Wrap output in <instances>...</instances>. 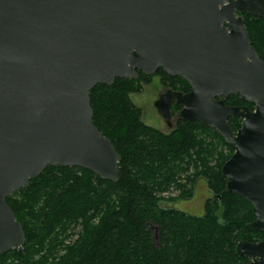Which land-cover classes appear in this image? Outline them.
Segmentation results:
<instances>
[{
	"label": "water",
	"instance_id": "95a60500",
	"mask_svg": "<svg viewBox=\"0 0 264 264\" xmlns=\"http://www.w3.org/2000/svg\"><path fill=\"white\" fill-rule=\"evenodd\" d=\"M246 13L264 18V0H0V256L26 241L7 197L48 166L120 181L121 155L92 121L90 92L138 70L190 84L156 102L160 115L170 120L176 100L182 119L234 145L226 192L253 205L251 225L264 231V59ZM232 94L255 108L227 104ZM237 252L264 264V241H240Z\"/></svg>",
	"mask_w": 264,
	"mask_h": 264
},
{
	"label": "trees",
	"instance_id": "16d2710c",
	"mask_svg": "<svg viewBox=\"0 0 264 264\" xmlns=\"http://www.w3.org/2000/svg\"><path fill=\"white\" fill-rule=\"evenodd\" d=\"M244 21L264 59V18L246 13ZM138 74L90 92L92 121L121 155L120 181L83 167L48 166L6 199L26 241L0 256L1 264H244L238 243L264 241V231L251 225L253 205L226 192L222 167L234 145L198 121L180 119L170 133L146 124L131 93L152 78ZM168 78L182 92L191 89L182 77ZM227 103L255 108L239 94ZM228 123L237 132L242 119L232 115ZM199 178L212 194L204 213L173 206L176 198L165 194L176 188L180 199L192 198Z\"/></svg>",
	"mask_w": 264,
	"mask_h": 264
},
{
	"label": "rangeland",
	"instance_id": "374dc122",
	"mask_svg": "<svg viewBox=\"0 0 264 264\" xmlns=\"http://www.w3.org/2000/svg\"><path fill=\"white\" fill-rule=\"evenodd\" d=\"M173 87L177 89V83L174 81ZM164 92V87L162 85L160 77L155 74L152 77L151 84H143V89L141 92H132L131 98L134 103L142 109V119L143 121L159 129L162 132L170 133L174 129L169 127L162 118L156 107L154 106L155 101ZM167 197H174L176 200L171 204L182 211H186L195 215H202L205 209V203L207 199L212 196L210 190L208 189L207 182L203 178H199L195 186V194L192 198L182 200L179 198L180 191L176 188H171L168 193L165 194ZM168 204V203H167ZM156 229H154L155 231ZM258 242V241H257Z\"/></svg>",
	"mask_w": 264,
	"mask_h": 264
},
{
	"label": "flooded vegetation",
	"instance_id": "af4514ba",
	"mask_svg": "<svg viewBox=\"0 0 264 264\" xmlns=\"http://www.w3.org/2000/svg\"><path fill=\"white\" fill-rule=\"evenodd\" d=\"M162 68H160L156 73H154V74H152V75H146V76H150L151 78L153 77V75H155V74H157L159 77H160V79H161V82H162V85H163V87H164V92L159 96V98L155 101V103H154V106L156 107V102H158L166 93H168V92H170V91H173V92H182V91H180V88H177V89H175L173 86V83H174V81L176 80H172V79H170V78H168V77H171V78H177V77H180V76H170V75H168V74H166V75H163V74H161V73H159L160 72V70H161ZM163 70V69H162ZM138 71H140V70H138ZM164 71V70H163ZM142 72V71H141ZM165 72V71H164ZM145 75V74H144ZM171 81H170V80ZM152 83V82H151ZM150 83V84H151ZM190 85V84H189ZM191 87V86H190ZM191 91V89L189 90V91H187V92H182V93H184V94H186V93H188V92H190ZM230 97V96H229ZM229 97H228V99H229ZM227 99V100H228ZM226 103H227V101H226ZM228 104V103H227ZM230 105V104H229ZM232 106H234V105H232ZM236 106H239V107H246V105H240V104H238V105H236ZM156 109H157V111H158V108L156 107ZM183 109V107H182V105H180V103H178L176 100H173L172 102H171V104H170V114H171V118H170V120H167V119H165L163 116H161L160 115V113H159V111H158V113H159V115L162 117V118H164V120L166 121V123H167V125L169 126V127H173L172 129H175L176 127H177V124H178V122L180 121V119H182L181 117H180V111ZM251 261V259L248 257V261H246V262H250Z\"/></svg>",
	"mask_w": 264,
	"mask_h": 264
}]
</instances>
